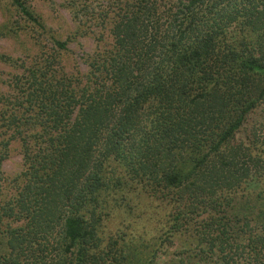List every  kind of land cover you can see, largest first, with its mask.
I'll list each match as a JSON object with an SVG mask.
<instances>
[{
	"label": "trees",
	"instance_id": "obj_1",
	"mask_svg": "<svg viewBox=\"0 0 264 264\" xmlns=\"http://www.w3.org/2000/svg\"><path fill=\"white\" fill-rule=\"evenodd\" d=\"M8 1L51 47L0 54V264H264V0Z\"/></svg>",
	"mask_w": 264,
	"mask_h": 264
},
{
	"label": "rangeland",
	"instance_id": "obj_2",
	"mask_svg": "<svg viewBox=\"0 0 264 264\" xmlns=\"http://www.w3.org/2000/svg\"><path fill=\"white\" fill-rule=\"evenodd\" d=\"M31 7L44 19L50 33L60 39H65L74 30L67 9L64 7L66 0H27ZM6 24L11 30L9 34L0 31V54H6L14 59H30L37 50V39L47 48L51 47L47 33L39 32L26 23L16 12L8 0H0V25ZM33 29H32V28ZM47 36V37H46ZM96 46L92 33L79 35L68 44V51L63 54V63L68 71L76 67L85 69L84 58ZM20 62V61H19ZM14 69L0 62V90L5 87L1 82H7L14 74ZM21 169V155L18 143L13 142L8 152V157L2 162L3 176L10 178Z\"/></svg>",
	"mask_w": 264,
	"mask_h": 264
}]
</instances>
